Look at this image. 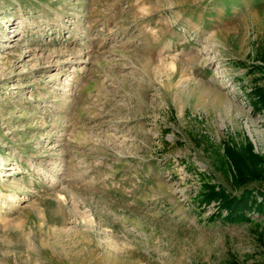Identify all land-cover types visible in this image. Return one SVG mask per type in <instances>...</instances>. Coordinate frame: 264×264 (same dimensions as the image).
<instances>
[{
  "label": "rangeland",
  "instance_id": "obj_1",
  "mask_svg": "<svg viewBox=\"0 0 264 264\" xmlns=\"http://www.w3.org/2000/svg\"><path fill=\"white\" fill-rule=\"evenodd\" d=\"M262 61L264 0H0V264H264L205 198L264 191Z\"/></svg>",
  "mask_w": 264,
  "mask_h": 264
},
{
  "label": "trees",
  "instance_id": "obj_2",
  "mask_svg": "<svg viewBox=\"0 0 264 264\" xmlns=\"http://www.w3.org/2000/svg\"><path fill=\"white\" fill-rule=\"evenodd\" d=\"M262 65L256 67L258 72L262 77H264V61H262ZM264 86V85H263ZM252 96L251 99L252 104L257 107L260 105L261 108H264V88L262 85H256L253 89H251ZM226 154L232 159V162L237 170L239 177H244L246 175V171H244V165L236 158V154L231 147L226 148ZM245 164V163H244ZM213 198L214 200H218L220 202L223 210H226L225 219L229 222H237L245 219V212H247L251 207L249 202L256 201L257 198H260L258 204L264 206V191H250L248 189H243L241 193L237 196L226 195L223 190L217 191L212 187H209V192L205 196V198ZM207 199V198H206ZM257 202V201H256ZM261 213V210L256 211Z\"/></svg>",
  "mask_w": 264,
  "mask_h": 264
}]
</instances>
